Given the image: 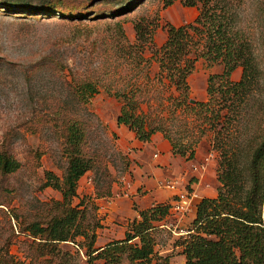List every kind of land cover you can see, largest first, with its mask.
I'll return each mask as SVG.
<instances>
[{"label":"rangeland","instance_id":"obj_1","mask_svg":"<svg viewBox=\"0 0 264 264\" xmlns=\"http://www.w3.org/2000/svg\"><path fill=\"white\" fill-rule=\"evenodd\" d=\"M10 1L32 8L45 4L54 7L53 3L57 2L67 16L74 12L67 8H76L82 15L59 17L53 9L48 14L32 16L27 11L8 7L0 0V151L20 164L14 173H0V252L7 250L19 264L105 263L104 259L89 262L86 249L80 245L84 242L83 237H76L75 243H59L54 250L48 251L43 241L30 235L27 227L33 222L43 227L57 213L53 203L62 201L60 192L44 184L46 172L62 177L66 160L62 150L61 121L66 116L91 125L85 156L97 150L112 180L110 196L96 198L95 173L87 172L77 183L71 207L83 209L89 203L88 218L93 216L101 226L96 230V250L124 239L126 228L132 221L139 220L138 214L135 217L139 210L134 203L131 217L122 220L116 215V205L111 204L114 199L130 197V188L122 179L130 165L124 153L129 133L126 129L119 130L116 125L124 101L115 93L128 92L131 87L139 86L141 95L135 98L141 110L155 123L163 118L159 124L162 123L179 143L196 140L197 130L206 128L195 147V152L199 153L197 159L190 162L173 155L180 163L170 170L167 166L160 167L161 179L157 186L164 196L162 204H168L170 208L168 215L156 224L158 229L152 232L154 256L151 264L159 259H166L168 264H185L181 244L193 228L197 205L202 199L217 196L220 155L214 148V131L206 127L201 117L178 107L177 115L180 116L171 120L167 108L172 102L166 100L170 95L178 97V93L166 81L153 80L159 67L151 57L164 45L167 26L193 23L202 3L197 2L191 7L186 3L192 0H173L170 6L164 7L167 0H141L135 10L112 17L104 14L115 10L122 2L133 0H98L94 4L89 0ZM220 2L213 0L211 5ZM229 11L235 14L236 37L249 44L259 75L257 87L246 92L242 98L245 103L236 109L238 113L233 114L230 126L220 139L228 149L238 152L246 139L249 125L246 118L252 115L258 103L264 101V0H230ZM136 23L150 33L142 50V56L149 60L148 65H138L134 60L139 53L135 47ZM119 27L123 38L118 33ZM196 56L197 53L192 51L190 58ZM55 62L59 65H54ZM222 71V63L197 58L194 71L188 77L187 103L191 106L206 103L209 99L208 78L221 75ZM242 73L243 68L238 66L230 81H240ZM73 78L97 84L98 92L89 100L85 111L72 104L65 82ZM214 84L218 86V80ZM210 116L208 113L207 117ZM262 118L264 125V115ZM220 122L219 117L214 120L217 130L221 127ZM146 193L141 189L138 191L141 197ZM176 204L182 208L175 210ZM129 244L140 246L138 239ZM120 264L127 262L121 260Z\"/></svg>","mask_w":264,"mask_h":264},{"label":"trees","instance_id":"obj_2","mask_svg":"<svg viewBox=\"0 0 264 264\" xmlns=\"http://www.w3.org/2000/svg\"><path fill=\"white\" fill-rule=\"evenodd\" d=\"M2 1L4 5L27 11L32 16L48 14L53 9L58 12L59 17L73 18L82 15L76 8H67L74 9V12L67 16L61 7L57 6V2L53 3L54 7L45 4L32 8L24 3ZM95 1L98 0H89L93 4ZM140 1L122 2L115 10L104 15L119 17L135 10ZM221 1L215 6L211 5L213 0H192L186 3L191 7L197 2L202 3L201 11L191 24L181 27L167 26L164 45L152 53L151 59H154L159 67V72L153 80L159 83L166 81L178 93V97L170 95L166 100L172 102L170 108H167L171 120L175 121V116H180L177 115L178 107L183 112L190 111L195 117H201L207 124L206 127L214 131V148L220 155V172L217 175L220 186L217 196L200 201L196 207L193 228L181 244L185 264H264V101L258 103L252 115L246 118L249 125L246 127L243 146L238 152L228 149L220 139L230 126L233 114L238 113L236 109L241 103H245L242 98L246 92L257 87L259 75L249 44L236 37L235 14L229 11L230 0ZM172 2L173 0H167L164 7L170 6ZM134 30L137 41L135 47L140 53L134 60L138 65H148L149 60L142 56V50L150 33L145 31L140 23L134 25ZM118 33L124 37L121 27L118 28ZM192 51L197 53L194 59L190 58ZM197 58L207 59L211 63H222L223 71L221 75L208 78V101L191 106L187 103L188 77L194 71ZM54 65L59 63L55 62ZM238 66L243 68V73L240 81L235 83L230 81V76ZM216 80L219 82L218 86L214 84ZM65 83L73 99L72 104L85 111L89 100L98 92L97 84L91 80L75 78ZM115 95L124 101L116 119L117 127L127 128L142 143L150 142L155 133H161L169 142L174 156L185 160L194 158L195 147L205 133V127L197 130L196 140L181 144L171 137L162 123L159 124L163 118L155 123L141 110L140 103L135 98L141 95L139 86ZM219 105L220 109L216 108ZM224 111L225 114L222 115ZM208 113L210 117H207ZM218 117L221 119L219 130L214 125V120ZM61 126L64 140L62 150L66 164L61 178L46 172L44 186L60 192L62 201L53 203L57 213L43 227L38 222H33L27 227L30 235L43 241L49 248L48 251L54 250L59 243H75L76 237H83L84 242L80 245L86 249L85 255L89 262L104 259V264H120L121 260H125L127 264H151L154 256L152 232L158 229L156 224L168 215L170 206L158 204L139 211V220L128 226L123 240L112 242L100 251L96 250V230L101 227L99 221L93 216L88 218L89 203L83 209L73 208L71 203L76 197L78 181L87 172L95 173L96 198L110 196L112 180L102 163L103 157L97 150H92L90 156H85L89 140L88 128L91 125L83 120L68 119L64 116ZM19 168L20 164L16 160L0 151L2 175L14 173ZM91 209L96 208L91 206ZM134 239L139 240L140 246L129 244ZM0 264L19 263L14 262L7 250H4L0 252ZM155 264L168 262L166 259H159Z\"/></svg>","mask_w":264,"mask_h":264},{"label":"crops","instance_id":"obj_3","mask_svg":"<svg viewBox=\"0 0 264 264\" xmlns=\"http://www.w3.org/2000/svg\"><path fill=\"white\" fill-rule=\"evenodd\" d=\"M118 129L121 131L126 129L129 133V140L126 141L124 153L128 156L130 165L122 179L130 188L128 191L130 197L114 199L111 204L116 205V215L125 220L126 217H131V206H134V203L139 211L162 204L161 200L164 196L157 188L161 179L160 167L167 166L170 170L177 166L180 160L173 156L169 142L162 135L157 133L151 137L150 142L142 143L135 138V134H130L131 132L127 128L120 126ZM198 155L199 153L195 152L194 158L186 161L193 162ZM139 189L142 192H147L146 195L143 197L138 195ZM170 196L172 197V195ZM136 214L138 213H135V217Z\"/></svg>","mask_w":264,"mask_h":264},{"label":"built area","instance_id":"obj_4","mask_svg":"<svg viewBox=\"0 0 264 264\" xmlns=\"http://www.w3.org/2000/svg\"><path fill=\"white\" fill-rule=\"evenodd\" d=\"M183 197V196H182ZM181 203H185V201H181ZM180 208H182L181 206H179L178 204H176L175 206H174V209L175 210H179Z\"/></svg>","mask_w":264,"mask_h":264},{"label":"water","instance_id":"obj_5","mask_svg":"<svg viewBox=\"0 0 264 264\" xmlns=\"http://www.w3.org/2000/svg\"><path fill=\"white\" fill-rule=\"evenodd\" d=\"M190 103H191V104H194V101H193V100H191V101H190Z\"/></svg>","mask_w":264,"mask_h":264}]
</instances>
